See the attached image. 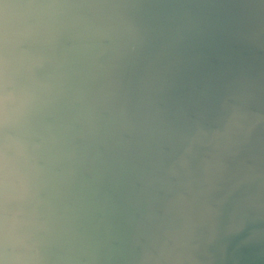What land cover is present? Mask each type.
Returning <instances> with one entry per match:
<instances>
[{"label": "water", "instance_id": "1", "mask_svg": "<svg viewBox=\"0 0 264 264\" xmlns=\"http://www.w3.org/2000/svg\"><path fill=\"white\" fill-rule=\"evenodd\" d=\"M0 264H264V0H0Z\"/></svg>", "mask_w": 264, "mask_h": 264}]
</instances>
